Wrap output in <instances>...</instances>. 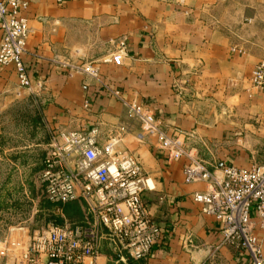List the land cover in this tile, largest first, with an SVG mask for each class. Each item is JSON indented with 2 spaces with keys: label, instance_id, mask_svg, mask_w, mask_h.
<instances>
[{
  "label": "crops",
  "instance_id": "1",
  "mask_svg": "<svg viewBox=\"0 0 264 264\" xmlns=\"http://www.w3.org/2000/svg\"><path fill=\"white\" fill-rule=\"evenodd\" d=\"M25 1L24 59L30 78L45 79L46 87L30 93L19 87L12 65L0 66V162L10 166L1 173L0 207L18 205L26 191L38 201L32 191L39 186L51 217L45 223L90 224L81 199L52 203L36 177L50 133L96 127V145L119 136L115 153L135 156L154 186L143 199L161 238L147 257L121 264H248L244 250L218 246V222L191 198L208 182L186 183L187 159H168L101 83L149 105L161 128L208 169L264 166V89L249 83L264 61V0ZM64 59L93 62L98 73L67 75L59 66ZM22 232L1 237L2 264H22ZM255 235L264 257L257 225ZM113 259L104 243L97 263Z\"/></svg>",
  "mask_w": 264,
  "mask_h": 264
},
{
  "label": "built area",
  "instance_id": "2",
  "mask_svg": "<svg viewBox=\"0 0 264 264\" xmlns=\"http://www.w3.org/2000/svg\"><path fill=\"white\" fill-rule=\"evenodd\" d=\"M25 8V0H0V66L12 65L19 87L38 94L46 84L45 79L30 78L24 59L30 32L22 14ZM59 66L67 75L77 72L95 77L98 73L93 62L76 65L64 59ZM249 83L258 90L264 89V61L253 67ZM101 84L102 92L117 98L127 115L139 120L144 133L155 136V147L168 159H187L183 166L186 183L208 182L209 189L194 192L191 198L203 214L218 222V246L242 249L248 264H264L261 243L255 235L256 225L264 231V166L208 169L174 133L161 128L149 105L125 99L118 90ZM97 133L96 127L86 133H50L37 177L46 198L52 203L81 199L92 221L85 225L48 224L33 231L22 252V264H98L104 243L114 258L113 264H121L127 258L147 257L159 242L160 227L143 199L144 192L153 189L152 181L135 156L115 153L119 136L110 137L98 147Z\"/></svg>",
  "mask_w": 264,
  "mask_h": 264
},
{
  "label": "rangeland",
  "instance_id": "3",
  "mask_svg": "<svg viewBox=\"0 0 264 264\" xmlns=\"http://www.w3.org/2000/svg\"><path fill=\"white\" fill-rule=\"evenodd\" d=\"M1 123H0V131ZM0 144H2L0 142ZM10 168L5 162H0V179L3 178V172ZM2 173V174H1ZM37 179V177H36ZM38 181V179H37ZM39 183V181H38ZM40 185V184H37ZM37 187V186H36ZM15 192V191H13ZM19 193V191H16ZM15 192V193H16ZM27 193H22L24 199L18 202V205H8L0 207V245L4 242L5 238H1L8 231H23V241L28 242L29 237L33 233V231L40 229L42 227L47 226L51 222L45 223L48 220H51V217L47 216L48 213H45L42 210V206H47L42 196L40 195L39 186L32 191V195L40 196L38 201L31 199V195ZM14 193V194H15ZM40 201L41 208L38 206ZM5 234V235H6ZM25 249V248H24ZM2 248H0V251ZM4 260V256L0 253V264Z\"/></svg>",
  "mask_w": 264,
  "mask_h": 264
},
{
  "label": "trees",
  "instance_id": "4",
  "mask_svg": "<svg viewBox=\"0 0 264 264\" xmlns=\"http://www.w3.org/2000/svg\"><path fill=\"white\" fill-rule=\"evenodd\" d=\"M70 224H78V223H70ZM61 225V224H60Z\"/></svg>",
  "mask_w": 264,
  "mask_h": 264
}]
</instances>
